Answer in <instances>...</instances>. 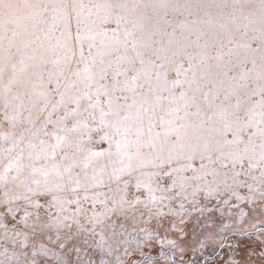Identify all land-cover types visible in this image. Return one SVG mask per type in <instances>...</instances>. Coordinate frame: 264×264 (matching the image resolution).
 <instances>
[{"label": "snow or ice", "instance_id": "6c2138e0", "mask_svg": "<svg viewBox=\"0 0 264 264\" xmlns=\"http://www.w3.org/2000/svg\"><path fill=\"white\" fill-rule=\"evenodd\" d=\"M0 264H264V0H0Z\"/></svg>", "mask_w": 264, "mask_h": 264}]
</instances>
